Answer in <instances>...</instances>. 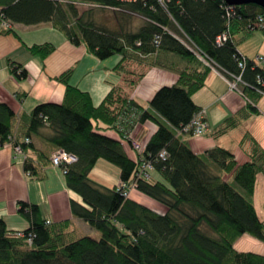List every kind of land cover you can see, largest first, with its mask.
Segmentation results:
<instances>
[{
  "label": "trees",
  "instance_id": "obj_1",
  "mask_svg": "<svg viewBox=\"0 0 264 264\" xmlns=\"http://www.w3.org/2000/svg\"><path fill=\"white\" fill-rule=\"evenodd\" d=\"M74 1L0 0V33L14 32L3 22H50L71 43H84L99 59L120 55L113 69L124 85H113L95 105L90 92L69 83L72 70H66L55 77L66 87L62 102H41L27 115L0 102V147L20 146L24 170L43 180L42 165L51 158L30 138L48 128L49 142L77 158L64 173L68 188L82 199H72V213L101 236L73 238L70 219L47 223L37 204L19 201V212L29 227L20 236L0 217V264H264L263 254L234 247L245 233L264 241V220L252 201L257 178L264 177V147L246 132L240 144L246 146L248 160L238 163L223 146L199 155L181 137V133L192 135L187 126L201 109L193 95L205 85L211 66L228 78L241 75V93L250 111L258 112L255 104L264 89L258 78L264 81V70L238 50L235 35L255 29L264 33L258 25L264 8L255 3L231 6L225 0L128 4L97 0L98 6H91L139 14L143 22L132 30L126 14L116 16L118 25L111 28L98 21L94 8L79 12L82 6ZM28 48L42 58L55 50L50 42ZM243 56L246 65L241 68ZM154 66L173 70L178 77L157 89L146 107L128 89L135 88ZM20 67L13 66L12 72L26 77L27 71ZM246 115L239 111L226 118L213 134H226ZM147 120L158 127L138 150L129 135L137 123ZM161 150L166 151L165 158L159 156ZM100 159L120 169L125 188L107 187L89 177ZM144 162L152 168L144 169ZM153 170L159 179H154ZM132 183L165 211L156 212L125 195Z\"/></svg>",
  "mask_w": 264,
  "mask_h": 264
},
{
  "label": "crops",
  "instance_id": "obj_2",
  "mask_svg": "<svg viewBox=\"0 0 264 264\" xmlns=\"http://www.w3.org/2000/svg\"><path fill=\"white\" fill-rule=\"evenodd\" d=\"M7 28H12L14 32L0 33V102L8 103L19 115L29 114L41 102H62L66 87L55 77L66 70H72L69 83L90 92L95 105L103 100L113 85H124L121 75L113 69L120 55L99 59L89 52L84 43H71L50 22L35 25L12 23ZM45 42L55 46L50 55L42 58L30 52L29 46ZM241 53L249 57L246 53ZM18 65L21 66L20 69L27 71L26 77L18 78L12 72L13 66ZM177 77L173 70L154 66L128 92L139 104L147 107L157 89L175 83ZM193 100L204 108L210 128L200 138L181 133L182 139L195 153L203 155L208 149L220 145L232 151L238 163H243L248 160V156L244 151L246 146H242L240 141L246 132L264 147V96L255 104L258 112L250 111L243 94L230 88L226 75L216 66H212L205 85L194 93ZM239 111L246 112L247 115L236 128L221 136L213 134L226 118ZM157 127L150 120L137 123L129 136L142 150ZM50 134L48 128H43L30 141L51 158L57 149L48 140ZM24 159V154L17 153L12 143L0 147V217L4 218L8 229L23 231L29 227V221L19 212V201L37 204L42 215L50 222L70 219L73 231L75 227H87L85 221L72 213V199L79 202L82 199L68 188L62 170L52 165L50 160L47 165H42L46 177L39 180L24 170ZM102 161L98 160L95 166L102 165L107 172L112 170L111 178L115 182L114 186H117L121 181L120 169ZM152 175L154 179L160 178L154 170ZM226 178L230 179L228 175ZM260 180L258 177L254 195ZM254 195L252 201L255 205ZM129 197L156 212L165 211L160 203L136 188L130 190ZM237 245L235 242L234 247L238 251H252L264 255V244H257L254 250H244Z\"/></svg>",
  "mask_w": 264,
  "mask_h": 264
},
{
  "label": "rangeland",
  "instance_id": "obj_3",
  "mask_svg": "<svg viewBox=\"0 0 264 264\" xmlns=\"http://www.w3.org/2000/svg\"><path fill=\"white\" fill-rule=\"evenodd\" d=\"M94 7H80L78 8L79 12L90 10ZM94 13L99 22L111 27L116 28L118 23L116 21V16L122 17V13L126 14L127 26L135 30L142 22L143 17L137 13L130 12L127 10H114V9H96L94 8ZM237 41L238 50L243 53H246L249 57H254L256 55H264V33L262 29H255L250 32L240 31L235 35ZM119 56L118 54L113 55V58ZM112 57V56H111ZM102 162L109 164L113 168H117L116 165L102 159ZM112 170H106L102 165L95 166L89 177L96 181L102 183V185L107 187L114 186V180L111 178ZM154 174V173H153ZM261 178L259 186L254 195V202L257 207L258 215L264 219V177L262 175L258 176ZM237 187V185H236ZM241 190V189H240ZM243 191V190H242ZM87 224V223H86ZM92 236L94 238H100L101 233L97 229L90 227L87 224V227H75L72 233L73 238H79L82 236ZM237 246L240 248L243 247L244 250H254L257 244H264L263 241L254 237L249 233L242 234L237 240Z\"/></svg>",
  "mask_w": 264,
  "mask_h": 264
},
{
  "label": "built area",
  "instance_id": "obj_4",
  "mask_svg": "<svg viewBox=\"0 0 264 264\" xmlns=\"http://www.w3.org/2000/svg\"><path fill=\"white\" fill-rule=\"evenodd\" d=\"M116 1L126 4V3H132L136 0H116ZM74 3L76 5L82 6V7L98 6L97 0H75ZM231 6H233V5H231ZM113 9L117 10V8H113ZM2 24L7 25L5 22H3ZM258 25L260 27H264V18L262 16L259 17ZM219 38H220V36H219ZM226 38H227V34L223 33L221 39L225 40ZM201 59L203 60L202 57H201ZM252 60H253L254 64L260 66L264 70V56H262V55L255 56L254 58H252ZM206 63L209 64L208 62H206ZM245 65H246V58H245V56H243L242 59L239 60V66L241 68H244ZM258 81L264 86L263 79H261L259 77ZM228 83H229L230 88L241 92L240 84L243 83L241 80V75H237V76L231 75V78H228ZM259 92H261L264 95V89L263 90L260 89ZM187 128L192 129V133L195 137H202L204 134H206L209 131V124H208L207 119H206V114H205L204 108H201L200 111H198L193 116V118H192L191 122L189 123V125L187 126ZM26 141H29V138H26ZM13 147L17 153L24 154L22 149L20 148V146L17 145V146H13ZM159 155L161 158H165L166 151L161 150ZM24 158H25V154H24ZM76 159L77 158L75 155H73V154H71L65 150L58 149L51 156V164L56 166V167H59L62 170V172L65 173L66 172L65 166L69 163L74 162ZM143 168L144 169L145 168L150 169V168H152V165L149 162H144ZM120 186L125 188L126 184L121 183ZM133 187H136V183H132L131 186L128 188V190H126L124 192V194L128 196L129 192H130V188H133ZM18 235L22 236L23 234H22V232H19ZM28 241L30 242V239H28Z\"/></svg>",
  "mask_w": 264,
  "mask_h": 264
},
{
  "label": "water",
  "instance_id": "obj_5",
  "mask_svg": "<svg viewBox=\"0 0 264 264\" xmlns=\"http://www.w3.org/2000/svg\"><path fill=\"white\" fill-rule=\"evenodd\" d=\"M229 5H243L248 3H255L264 8V0H225Z\"/></svg>",
  "mask_w": 264,
  "mask_h": 264
},
{
  "label": "bare ground",
  "instance_id": "obj_6",
  "mask_svg": "<svg viewBox=\"0 0 264 264\" xmlns=\"http://www.w3.org/2000/svg\"><path fill=\"white\" fill-rule=\"evenodd\" d=\"M126 4H128V3H126ZM90 7H91V6H90ZM6 24H7V25H5V26H8V25H9L8 23H6ZM256 56H258V55H256ZM262 56H264V55H262ZM262 69H263V68H262ZM263 96H264V95H263ZM209 131H210V128H209ZM209 131H208V132H209ZM208 132H207V133H208ZM207 133H206V134H207ZM206 134H204L203 136H205ZM192 136H194L193 133H192ZM203 136H202V137H203ZM194 137H195V136H194ZM198 138H200V137H198ZM134 146H135V148H137L138 150L140 149V145H139V144H137V143L135 144V143H134ZM137 146H138V147H137ZM159 154H160V153H159ZM159 156H160V155H159ZM150 169H151V168H150ZM121 183H122V182L120 181V183H119L117 186H120ZM135 188H136V187L130 188V190H131V189H135ZM128 196H129V195H128ZM49 222H50V221L47 220V223H49ZM19 232H21V231H19ZM19 232H18V233H19Z\"/></svg>",
  "mask_w": 264,
  "mask_h": 264
}]
</instances>
